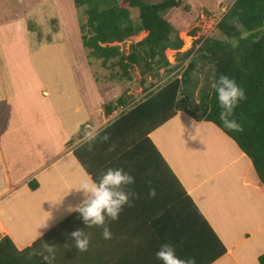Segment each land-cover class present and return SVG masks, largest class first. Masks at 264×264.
Instances as JSON below:
<instances>
[{
  "label": "trees",
  "instance_id": "1",
  "mask_svg": "<svg viewBox=\"0 0 264 264\" xmlns=\"http://www.w3.org/2000/svg\"><path fill=\"white\" fill-rule=\"evenodd\" d=\"M122 1L123 4H119V0H73L76 7H83L84 22L79 26L81 43L88 56L102 59L103 64L116 59L111 64L120 67L121 77L131 79L129 68L137 66L143 77L151 75L158 81L162 78L160 68L167 73L176 69L168 61L165 50L179 49L183 44L177 30L163 15L168 9L180 6L182 0ZM130 8L138 10V21H131ZM217 26L226 38L206 37L200 40L197 48L202 52L199 57L210 66L212 74L209 84L206 81L201 89L195 109L186 103L192 92L185 88L195 68V61L190 60L180 76L174 74L160 83L151 82L142 99L121 110L101 128V135L106 132L110 137L107 142L97 140L91 151L82 142L73 148V154L94 180L108 168H122L134 177V183L127 185L125 190L134 193L131 198L139 200L138 208L145 216L140 224L132 227L124 224L123 219L107 222L112 236L104 239L102 228L86 227L80 214L73 211L21 249L9 236L1 237L0 264H162L155 253L164 243L172 244L179 257L194 259L195 264H209L225 253V246L185 195L181 183L149 137L152 130L183 110L196 120L212 122L232 138L264 183V0H235ZM140 31H145L146 35L132 43L125 54L117 42ZM14 38L17 41L16 34ZM9 45L5 49L14 47ZM191 53L189 49L182 57ZM220 75L235 79L246 94V99L238 104L231 117L242 131H229L219 119L220 108L210 85ZM125 104V98L120 95L115 104H106L105 114ZM198 109L200 112H196ZM28 185L34 190L38 182L32 178ZM150 188L156 190L155 197L149 196ZM60 194H65L63 187L56 191V195ZM18 208V223L6 227L14 230L15 236V231L30 229L32 233L39 226L37 217L32 216L30 208L27 213L26 207ZM16 210L13 207L9 213ZM180 212L178 216H182V220L176 226H186L185 221L192 218L199 220L193 232L195 238L200 237L197 247L183 241L173 229L175 220L168 216ZM201 223L207 229H202ZM137 229L142 230L133 233ZM76 230H83L89 236L87 251H78L73 246L71 233ZM45 244L52 248L51 252L45 250ZM258 262L264 264V252L258 256Z\"/></svg>",
  "mask_w": 264,
  "mask_h": 264
},
{
  "label": "crops",
  "instance_id": "2",
  "mask_svg": "<svg viewBox=\"0 0 264 264\" xmlns=\"http://www.w3.org/2000/svg\"><path fill=\"white\" fill-rule=\"evenodd\" d=\"M39 59L33 58L32 64ZM71 76L73 83L72 73ZM2 85L10 90L11 85L5 77ZM15 86L24 88V85L16 83ZM27 91L32 93L25 89L22 94L14 95L13 105L0 104V114H5L0 116V238L9 236L19 249L73 212L70 206L74 208L84 199L82 191H77L75 187L91 176L73 154V148L82 141L83 136L81 129L76 131V125L100 130L113 120L107 119V114L91 105V102L87 103L86 95L79 102L75 94H70L72 104L64 107L68 116L57 121L45 117L41 119L35 113H28L16 106V101ZM32 94L37 96L36 93ZM16 118H21V126L20 119ZM37 119L51 124L47 131L46 128L43 130L44 139L40 143L38 140L42 130L33 131L32 134L29 132L31 125L39 126ZM4 125H9L8 131L12 138L16 136L14 139L4 137ZM79 133V138L66 147V142L72 138L68 135L77 136ZM50 134L54 138L48 137ZM149 137L181 183L185 195L192 200L226 248L224 254L209 264H259L258 256L264 252V183L235 141L212 122L196 120L183 110L177 111L172 118L152 130ZM31 141L35 142L33 146L30 145ZM33 150L35 154L31 155ZM30 176L38 182L34 190L28 185ZM59 187H63L65 194L56 195ZM130 199L133 206L125 205L118 220L123 219L124 224L133 227L139 225L145 216L138 208L139 200ZM13 207L18 210L10 214L9 209ZM18 207H26L25 213L30 208L32 216L37 217L39 226L32 233L30 229L15 231V236L14 230L6 227L18 221ZM180 214L168 216L175 220L173 229L177 230L183 241L197 247L200 237L195 238L193 232L199 220L192 218L185 221L186 226H176L182 220V216H178ZM26 217L29 218L28 214ZM200 226L207 229L203 223ZM141 230H133V233H140ZM141 235H144L143 231Z\"/></svg>",
  "mask_w": 264,
  "mask_h": 264
},
{
  "label": "rangeland",
  "instance_id": "3",
  "mask_svg": "<svg viewBox=\"0 0 264 264\" xmlns=\"http://www.w3.org/2000/svg\"><path fill=\"white\" fill-rule=\"evenodd\" d=\"M234 1L182 0L180 6L168 9L164 13L163 16L177 30L183 44L179 49L165 50L168 61L171 66H176V69L167 73L166 69L160 68L159 73L162 78L157 81V77L151 75L143 77L137 66L129 68L131 79L121 77L120 67L111 64L116 59L103 64L102 59L88 56L80 38L79 26L84 22L83 7H76L73 0H0V11L6 10L5 13H0V104L13 105L14 95H20L28 89L41 97L27 91L16 101V106L25 109L28 113H35L41 119L45 117L47 120L57 121L68 116L64 107L72 104L70 94L78 95L75 97L79 102L85 99L86 95L87 103L91 102V105L93 104L104 113L106 104H115L116 98L122 95L126 104L116 107L111 114L106 115V118L111 120L121 110L142 99L149 91L146 88L151 82L160 83L174 74L180 76L187 63L194 60L192 80L185 89L192 92L186 98V103L189 108L195 109L201 89L206 85V81L209 84L212 74L210 66L203 63L199 57L202 52H199L197 48L200 40L206 37L226 38L217 24ZM123 3L119 0V4ZM129 10L131 21H138V10L136 8ZM234 24L238 25L237 21ZM14 34L17 35V41ZM145 35V31H140L117 44L126 54L130 50V45ZM9 44H13L14 47L5 49L10 47ZM189 49H192L191 55L183 58L182 54ZM35 57L40 59L33 65L32 60ZM69 68L75 80L73 83ZM4 77L11 85L10 90H6L2 85ZM15 83L24 85V88L16 87ZM50 90L53 92L48 93L47 91ZM43 97L46 99H42ZM196 112H200V109ZM19 119L16 118L21 126L22 121L21 118ZM36 121L39 126L31 125L29 132L32 134L33 131L42 130L38 140L40 143L44 139L43 130L46 128L47 131L51 124L40 119ZM8 126H3L4 137L14 139L16 136L12 138ZM83 129L80 133H83ZM80 133L77 136L69 134L68 136L72 138L69 137L65 146L72 145L79 138ZM50 135L48 137L54 138L53 134ZM34 143L31 141L30 145L33 146ZM33 153L35 154L34 150L31 155ZM32 178L30 176L29 180Z\"/></svg>",
  "mask_w": 264,
  "mask_h": 264
},
{
  "label": "clouds",
  "instance_id": "4",
  "mask_svg": "<svg viewBox=\"0 0 264 264\" xmlns=\"http://www.w3.org/2000/svg\"><path fill=\"white\" fill-rule=\"evenodd\" d=\"M211 89L216 95V101L220 108L219 119L223 126L229 131H242L241 126L235 119V108L246 99L244 90L236 83L235 79L227 75H220L211 83ZM80 124L76 125V131L79 132ZM110 139L105 132L101 135L96 127H85L83 129L82 144H87V150L91 151L93 143L99 140L101 143ZM111 150V149H110ZM134 183V177L125 172L122 168H108L99 174L98 179L91 177L81 181L77 191H82L84 199L74 208L70 206V211H76L82 217L86 227L102 228V237L111 239V231L107 226V221H114L119 218L122 208L127 205L133 206L131 197L134 193L126 191L127 185ZM156 190L151 188L149 196L155 197ZM73 246L78 251H87L89 245V236L83 230H76L71 233ZM45 250L52 251V248L45 244ZM155 257L162 264H195L194 259H183L176 254L175 247L170 243H164L156 251ZM44 259H48L44 256Z\"/></svg>",
  "mask_w": 264,
  "mask_h": 264
}]
</instances>
